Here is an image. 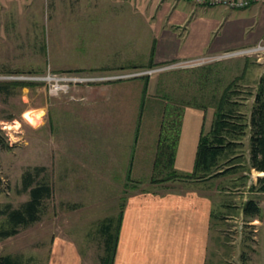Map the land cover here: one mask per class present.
Masks as SVG:
<instances>
[{"label": "rangeland", "instance_id": "rangeland-1", "mask_svg": "<svg viewBox=\"0 0 264 264\" xmlns=\"http://www.w3.org/2000/svg\"><path fill=\"white\" fill-rule=\"evenodd\" d=\"M129 1L139 3L146 22L151 20L153 8L163 4L160 0H0V81L36 85L11 88L9 95L0 97V131L9 145L6 149L0 144V176L4 182L0 212L7 206L19 208L28 200L27 193H20L22 175L28 169H44L41 177L48 180L53 191L38 223L21 229L14 237L0 240V257L10 255L25 264H48L53 241L64 238L77 246L82 264H108L105 257L110 254L103 229L111 219L113 229L116 228L129 195L158 190L155 186L159 184L162 190L180 192L191 180L208 181L168 179L165 174L155 173V169L152 176V171H148V177L151 176L148 180L129 179L130 164L134 165L136 160L127 158V147L134 141L137 127L142 123L138 129L142 149L138 152L145 155L137 157V164L141 165L142 160L151 167V156H146L153 152L149 144L154 143V131L161 130L168 110L173 113V108L197 109L199 105L206 108L199 110L211 112L223 96H229L241 118L235 121L242 125L249 121L264 77V48L202 66L97 84L141 80L146 85L150 81L147 105L143 109L145 95L139 112L143 111L146 117L137 119L116 118V111L113 118L110 106L100 118H94L92 111L85 118L84 111L89 109L86 92L96 84L71 86L66 93L51 94L46 83L11 79L49 74L118 76L165 67L133 65V50L122 44L125 42L122 31L129 25L124 4ZM141 25L143 29L144 23ZM259 44L264 47V40ZM149 109L153 116L149 115ZM249 137L247 132L239 151L243 156L235 161L239 168L212 179L220 200L225 197L226 205L230 206L223 210L229 222H225L221 232L216 231L215 222L210 264H264V196L257 195L263 193L258 190V179L264 178V173L249 166ZM229 168L225 164V169ZM177 172L181 176L190 175ZM249 200L259 204V218L244 216L242 207ZM221 215L217 213V217ZM7 227L6 218L1 215L0 229Z\"/></svg>", "mask_w": 264, "mask_h": 264}, {"label": "crops", "instance_id": "crops-1", "mask_svg": "<svg viewBox=\"0 0 264 264\" xmlns=\"http://www.w3.org/2000/svg\"><path fill=\"white\" fill-rule=\"evenodd\" d=\"M160 2L162 6L153 8L149 22H146L139 3L124 4L129 25L126 31H122L125 41L122 44H127L133 50V65L147 66L152 61L153 49L154 64L162 65L251 48L264 40V4L232 10L200 7L190 1ZM141 23H144L143 29ZM149 84L150 81L147 86L141 80H136V83L88 87L86 95L89 109L84 111V117H89L87 113L92 111L94 118H100L110 107L112 115L110 112L109 115L113 118L114 111L116 118L146 117L143 111L139 112L145 95L143 109L147 105ZM148 112L153 116L152 109ZM207 112L209 110L184 109L175 159V170L181 173L191 174L194 170L202 132L208 133L214 122V111ZM141 125L132 138L134 141L129 142L127 147V158L131 160L135 157L136 160L134 165L130 164L131 170L129 165L127 177L138 181L148 180L151 171V176L153 174L160 134V131L155 130L154 143L149 144L153 152L146 156H151V167L144 165L142 160L139 165L137 157L145 156L143 153L140 156L138 152L142 149L138 133ZM129 134L132 131L129 130ZM143 170H147V173L144 174ZM213 182L191 180L187 185L184 184L186 188H181L180 192L162 190L163 186L159 184L155 186L158 190L129 195L112 264H210L211 234L215 230V222L216 231L221 232L225 222H229L225 220L223 210L230 206L226 205L225 197L223 201L220 200L222 197L215 190L217 186ZM257 195L264 196V193ZM217 210L222 213L221 217H217ZM48 264H82V256L73 242L57 238L53 241Z\"/></svg>", "mask_w": 264, "mask_h": 264}, {"label": "trees", "instance_id": "trees-1", "mask_svg": "<svg viewBox=\"0 0 264 264\" xmlns=\"http://www.w3.org/2000/svg\"><path fill=\"white\" fill-rule=\"evenodd\" d=\"M154 49L151 53V62L148 67L154 65ZM167 65V64H163ZM83 72V71H77ZM148 85V81L146 82ZM35 84L25 82H1L0 97L9 95L11 88L34 87ZM231 98L223 96L218 102L214 111V122L208 133L202 132L200 143L197 150L194 170L190 175L181 176L175 170V159L177 146L180 140L182 119L184 108L178 107L166 114L161 123V130L158 138L157 157L155 162V173L165 174L168 179L186 178V179H207L212 180L223 176L227 170L229 172L237 170L239 166L236 160L243 156L239 155L243 147V139L249 132V166L258 172L264 173V77L255 96V103L250 113L249 121L242 125L239 121L240 116L236 115L231 105ZM145 105V100L142 103ZM197 107V105H195ZM198 109H206L198 105ZM245 119V118H243ZM14 120V119H11ZM0 144L8 149L9 145L2 137L0 131ZM244 159V158H243ZM223 162H225L223 164ZM225 164L229 169H225ZM224 167L222 168V166ZM42 168L28 169L22 175V189L20 193H27L29 198L20 205L19 208L7 206L0 216H4L7 221V228L0 229V240L16 236L21 229L30 227L38 223L44 215L45 206L52 198V187L47 179H42ZM260 174V175H263ZM259 191L264 193V178L258 179ZM4 182L0 176V193L3 192ZM124 206L121 208L120 217L117 226L113 229L114 221L109 220V225L103 229V234L107 243L109 257H105V262L112 264L117 243L119 240L120 222L122 221ZM243 214L248 219L259 218L261 209L259 204L254 200H249L242 207ZM0 264H25L19 257L4 256L0 257Z\"/></svg>", "mask_w": 264, "mask_h": 264}, {"label": "built area", "instance_id": "built-area-1", "mask_svg": "<svg viewBox=\"0 0 264 264\" xmlns=\"http://www.w3.org/2000/svg\"><path fill=\"white\" fill-rule=\"evenodd\" d=\"M181 1H190L195 3L200 7H208V8H227L232 10H243L251 7L255 4H264V0H181ZM263 45L259 44L253 48L241 49L231 52L222 53L219 55L199 58L191 61H183L177 63H171L166 65L163 68L157 70H151L142 73H135L130 75H106V76H88V75H80V76H64V77H51L49 74L47 77H11L12 80L18 81H32L38 83H46L50 86L51 94H59L66 93L71 86L86 84V85H97L101 83H111L112 81L127 79V78H138L145 75H150L154 72L165 71V70H174L192 66H202L212 62H218L226 59H231L237 56H246L249 54L257 53L259 50L263 49Z\"/></svg>", "mask_w": 264, "mask_h": 264}]
</instances>
